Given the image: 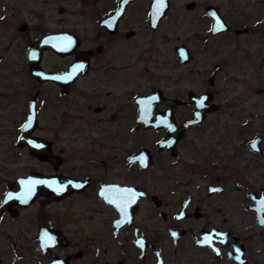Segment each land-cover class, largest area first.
<instances>
[{
	"label": "flooded vegetation",
	"instance_id": "1",
	"mask_svg": "<svg viewBox=\"0 0 264 264\" xmlns=\"http://www.w3.org/2000/svg\"><path fill=\"white\" fill-rule=\"evenodd\" d=\"M66 1L0 0V98L28 100L19 137L34 101L38 125L32 134L50 142L54 155L53 162L30 155L47 169L13 178L7 167L8 177L0 178V264H264V225L252 209L264 189L253 188L249 175L237 180L229 156L221 158L216 130L221 106L214 92L173 94L170 68L157 75L140 69L144 54L133 41L138 31L123 27L140 0L127 5L110 33L100 22L114 12L116 1L99 20V44L83 47L81 39L80 47L65 56L45 48L40 67L57 75L54 80L31 74L30 51L37 42L78 35L73 24L62 26ZM151 1L143 20L154 32L168 11L152 28ZM191 3L187 10L195 7ZM209 5L204 7L210 23L203 37L207 46L217 41L219 47L220 38L244 41L256 34L246 25L247 14L226 19L211 5L230 28L212 34L213 20L205 14ZM246 29L253 32H240ZM179 46L188 49L189 62H180ZM174 53L182 67L194 62L185 43L176 45ZM74 64L80 68L77 76L65 75ZM211 64L193 70L202 74ZM220 71L215 63L206 77L210 88ZM191 93L210 94L199 107L202 121L177 141L162 144L171 132L168 122L182 126L194 119L198 108ZM141 117L151 126L145 127ZM222 133L226 138L227 132ZM255 138H260L258 152L250 147ZM244 147L248 170L261 167L264 136L255 135ZM19 148L29 153L28 147ZM33 173L52 176L53 192L39 194L28 205L2 207L13 184Z\"/></svg>",
	"mask_w": 264,
	"mask_h": 264
},
{
	"label": "rangeland",
	"instance_id": "2",
	"mask_svg": "<svg viewBox=\"0 0 264 264\" xmlns=\"http://www.w3.org/2000/svg\"><path fill=\"white\" fill-rule=\"evenodd\" d=\"M116 1L62 2V26L70 27L73 24L82 39L83 47L92 43L99 44L100 41L96 40L100 33L99 20L113 11ZM191 2L195 3V7L187 10L185 5ZM147 3L148 0H140L123 23V27L138 31L133 41L137 42L139 52L144 54L140 60V69H147L157 75L158 71L163 73L166 68H170V90L173 94L178 90L183 93L203 90L214 92L215 101L221 106L217 112L219 122L216 127L221 142V158L229 156L232 162L231 173L237 180L249 175L253 188L264 189V164L248 170V150L244 147L255 135L264 136V36L261 35L264 29V0H170L167 15L154 32L144 26ZM209 4L217 6L226 19L235 13L247 14L246 25L256 29V34L244 41L220 38L219 47L217 41L209 42L207 46L203 37L209 33L210 23L204 16V7ZM147 43H151V46L148 47ZM180 43L187 44L195 55L194 62L187 68L176 61L174 48ZM238 44L240 47L236 50ZM207 62L212 63L206 68L207 71L195 73L193 68L206 66ZM215 63L221 66V71L215 85L210 88L206 77L210 75ZM183 73H186V79L180 81ZM158 78L156 76L155 81ZM185 95L183 98H186ZM27 111V99L10 103L6 98H0V178L8 177L7 167L14 172L13 178L31 170L47 169L17 146L21 122ZM222 132H227L226 138H222ZM47 135L50 137L51 132H47Z\"/></svg>",
	"mask_w": 264,
	"mask_h": 264
},
{
	"label": "water",
	"instance_id": "3",
	"mask_svg": "<svg viewBox=\"0 0 264 264\" xmlns=\"http://www.w3.org/2000/svg\"><path fill=\"white\" fill-rule=\"evenodd\" d=\"M134 0H120L118 6L112 14L103 19L100 22L101 27H104L108 32L114 33L117 27V23L121 18L125 8L129 3ZM193 3L187 4V9L193 7ZM169 8V0H152L149 6L150 19L149 23L152 28H155L161 18L166 14ZM205 14L213 20L212 25V34H220L223 32H228L230 30L229 26L224 21L223 17L219 14L215 6H207L205 9ZM223 25V27H221ZM240 32L252 33V29H246ZM81 39L78 35L75 34H61L60 38L53 39L52 37H47L45 39L37 42L30 51V60H31V74L36 78H44V80H54L57 75L55 74H46L40 67V56L42 51L45 48L53 49L55 52L65 56L75 49L80 47ZM180 62L187 63L190 60L189 51L185 46H179L176 48ZM80 68L77 69L74 64L68 70L65 75H76L78 74ZM56 76V77H55ZM144 100L145 98H141ZM146 99H149L146 97ZM189 99L191 102H194L198 108L194 112V119L187 122L186 124L180 126L175 125L174 121L171 120L172 126L169 125L170 135L162 144H169L170 141H177L182 135L183 132L196 124H199L202 121L203 113L199 112V107L205 106L204 104L210 99V94H202L196 96L194 94H189ZM141 122L145 127L151 126L149 123H146V120H143L141 117ZM38 125L37 121V112L34 101L31 103L30 111L27 116V120L22 127L21 135L18 139L19 147H28L30 155L47 162L54 161V155L51 149V143L43 140L32 133L36 130ZM259 142L260 138H255L250 142V147L252 151H259ZM143 152H141L142 154ZM54 180L52 176L43 175L40 173H33L26 177L19 178L16 183L8 190L4 201L3 206L6 204L19 202L23 204H30L39 194L42 193H51L53 192ZM256 206H253L252 209L256 213L257 220L261 226L264 225V192H261V195L258 199H254ZM237 260L241 261L240 257H236Z\"/></svg>",
	"mask_w": 264,
	"mask_h": 264
},
{
	"label": "snow or ice",
	"instance_id": "4",
	"mask_svg": "<svg viewBox=\"0 0 264 264\" xmlns=\"http://www.w3.org/2000/svg\"><path fill=\"white\" fill-rule=\"evenodd\" d=\"M221 27H223V25H221Z\"/></svg>",
	"mask_w": 264,
	"mask_h": 264
}]
</instances>
